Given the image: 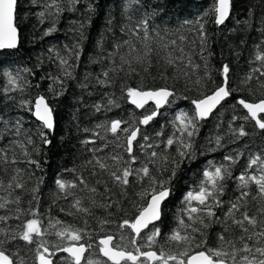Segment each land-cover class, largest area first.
Returning <instances> with one entry per match:
<instances>
[{"label": "trees", "instance_id": "16d2710c", "mask_svg": "<svg viewBox=\"0 0 264 264\" xmlns=\"http://www.w3.org/2000/svg\"><path fill=\"white\" fill-rule=\"evenodd\" d=\"M214 3L215 0H18L15 14L18 45L0 50V154L7 152L9 161L0 162L3 181L0 198L9 201L6 208L0 209V215L9 217L6 222L0 221V229H4L0 239L10 238L20 230L19 226L33 218L29 209L37 212L46 233L53 234L37 238L32 245L19 239L5 243L3 247L10 255L18 253L17 264L20 257L25 264H37L35 249L41 239L47 241L50 250L55 243H65L54 233L68 225L85 229L81 242L93 244L87 255L105 260L99 254L98 240L105 234L118 237L121 231L118 224L123 219H132L138 206L145 203L140 193L149 187V180L136 170L148 166L158 179L171 178L173 165L164 164L163 157L181 159L177 154L181 147L177 131L180 125L175 117L181 112L194 115L191 101L223 84L224 65L229 67L228 86L233 89L232 95L207 119L198 121L192 155L183 159L171 178V194L162 205V219L156 226L167 237L183 214L186 194L198 191L205 170L212 171L221 165L228 168L231 176L223 181L225 189L220 197L223 204L214 208L216 216L223 220L241 191H248L250 195L240 201L242 206L235 216L241 218V212L247 211L258 221H264L259 211L264 208V198L257 186L250 182L248 188L238 189L241 174L257 177L264 174L259 163L248 167L256 156L264 160V130L256 127L254 121L245 120L247 112L238 104L241 98L248 102L264 98V75H261L264 64L256 60L257 54H264V0H232L230 15L221 25L214 22ZM142 19L148 21V43L153 50L145 63L139 64L132 60L137 53L130 52V45H135L141 55L145 49L129 30ZM197 21L203 24V43ZM173 40L175 45L171 43ZM121 57L132 60L136 71L131 72ZM169 58L174 60L171 65ZM61 59L67 64H61ZM105 71L109 73L107 78L103 76ZM6 72L15 78L14 84L9 83ZM98 80L107 83L100 84ZM165 85L176 96L169 98L170 103L148 125L139 124V119L154 107L148 104L136 110L128 101L127 88L148 90ZM40 96L53 110L52 130L44 128L32 115L35 100ZM109 100L115 103L110 104ZM113 120L127 121L121 124L122 129L140 128L133 145L135 163L130 162L126 152L128 133L113 134L108 130ZM241 128L246 135L239 134ZM144 135L150 139L143 140ZM44 137L49 143H44ZM170 137L175 143L168 147L166 140ZM149 144L152 147H147ZM25 149L29 156L23 154ZM152 151L158 153L157 157L150 156ZM112 156L123 159L113 161ZM226 156H232L235 162L225 160ZM13 158L15 164L11 163ZM29 159L38 161L39 167L29 164ZM97 160L105 163L107 170L101 169ZM123 167L134 172L127 186L116 184L110 176L111 171ZM17 169L25 187L9 189L7 185ZM58 179L76 183L77 187L61 192L56 184ZM80 179L87 187L79 183ZM36 186L39 192L33 194L31 189ZM92 187L97 189L95 193L90 191ZM17 196L19 205L12 203ZM77 199L81 207L88 209L87 213L73 207ZM17 207L23 211L17 213ZM56 220L63 223L49 227V222ZM103 220L111 223L102 226ZM228 225L227 235L236 240L240 229L230 220ZM222 227L213 223L204 230L210 246H216ZM124 231L131 234L130 229ZM166 247L180 250L171 244ZM65 256L57 252L54 264H66Z\"/></svg>", "mask_w": 264, "mask_h": 264}, {"label": "snow or ice", "instance_id": "6c2138e0", "mask_svg": "<svg viewBox=\"0 0 264 264\" xmlns=\"http://www.w3.org/2000/svg\"><path fill=\"white\" fill-rule=\"evenodd\" d=\"M17 2L18 0H0V49H14L17 47L18 28L15 15ZM231 3L232 0H215L212 11L215 17L214 22L217 25L223 24L229 17ZM197 23H200V21H197ZM141 30L143 31L142 36L140 35ZM129 31H131L133 36L142 41L143 48L145 49L141 55L135 45H130V52L137 53L132 60H135L136 63L144 64L153 50L148 43L150 40L148 21L142 19L134 29H130ZM200 33L202 37L201 42L203 43L204 33L202 23H200ZM181 39L183 40L184 37H181ZM124 43L129 44V41H124ZM171 43L175 45L176 41L173 40ZM119 47L120 45H117V49ZM180 51L183 52V49H180ZM121 60L129 66L131 72L136 71L132 67V60L124 59V57H121ZM256 60L264 64V54H257ZM60 63L67 64V61L61 59ZM168 63L171 65L174 63V60L169 58ZM148 64L150 66V61H148ZM196 67H199V65ZM145 71H147V68H145ZM256 71L260 70L257 69ZM222 73L224 75L223 84L217 86L210 94H201V98L191 101L195 106L194 115L189 116L187 113L181 112L175 117V121H178L180 125L177 131L180 133L181 147L177 150V154L181 159L176 160L173 158L169 160L167 156L163 157L164 164L171 163L173 165L171 178L175 177L176 171L180 163L183 162V159L190 158L192 155V138L199 130L198 121L206 119L222 101L232 95L233 89L228 86V65L223 66ZM66 74L70 75V73ZM5 75L9 76L10 84L15 83V78L12 77L11 73L6 72ZM108 75L107 71L103 72L104 77L107 78ZM261 75H264V72H261ZM98 82L100 84L107 83L106 80H98ZM196 83L199 84L200 81L197 80ZM175 96V91L170 90L167 85L148 90L139 87L127 88V97L136 108L143 109L150 101L155 105L153 110L146 112L139 119L138 123L141 125H148L159 114V110L170 103L169 98ZM109 103L114 104L115 102L109 100ZM238 104L247 110V115L244 119L254 121L256 127L264 130V116H262L264 114V98L259 99L257 102H248L241 98L238 100ZM97 110H99V106ZM33 114L42 122L44 128H53V110L43 96L36 99ZM122 123H127V121L113 120L110 122L108 130L113 134H116L118 131L128 133L126 137V152L130 157V162L135 163L137 158L133 155V145L140 133V128L135 127L131 130L129 128L122 129ZM239 134L244 136L247 133L241 128ZM41 135L42 137L44 136L43 133ZM157 135H162V133H157ZM149 139V136H143V140L148 141ZM219 142V137H217L216 143L219 144ZM29 143H31V140H29ZM44 143H49L46 137H44ZM85 143H88V141H85ZM174 143L175 141L171 137L166 140V146L168 147ZM141 147L143 148L145 145H141ZM147 147H152V145L149 144ZM23 154L29 156L26 149ZM157 155L156 151L150 153V156L153 158L157 157ZM111 159L118 162L123 158L112 156ZM224 159L235 162L232 156H226ZM0 162H9L7 152L0 154ZM16 162L15 158L11 160L13 164ZM27 162L39 167L38 161L29 159ZM96 163L101 169L107 170L108 166L105 163L99 160ZM258 163L261 172L264 173V160L260 156L252 158L248 167H252ZM16 173V175L11 177V181L7 185L9 189H13V187L23 189L25 187L20 176V170L17 169ZM136 173H142L143 177H147L149 180V187L140 193L141 199L145 200V203L138 206V212L132 219H123L118 224V228L121 230L118 237L113 234H105L99 239L98 251L105 260L93 259L87 255L89 250L93 248V244L81 242L84 240L86 234L85 229L68 225L55 231L54 235L58 240L65 243L53 244V250H50L47 246V241L40 240L35 249L37 264H54L53 257H55L57 252L67 254L63 257L66 264H264V221H258L255 216H250L247 211L241 212V218L235 216V213L241 209L242 205L240 201H243L250 193L248 191H241V195L237 197V202L230 204L223 220L217 217L214 211V208L221 207L223 204V201L220 199L225 189L223 181L231 176L227 167L221 165L215 167L212 171L205 170L203 172L204 179L201 181L198 191H189L186 194V206L182 210L183 214L177 218V227L167 237L162 235L161 229L156 226V222L161 221L162 205L171 194L169 187L171 178L168 180L158 179L151 174L148 166L137 169ZM133 174L134 172L130 167H123L110 172L113 181L121 186H127L129 184V177L133 176ZM238 179L240 181L238 189H246L249 187L250 182L254 183L258 188L260 197L264 198V174L257 177L256 175L249 176L245 173L241 174ZM79 183L87 187L83 179H80ZM56 184L61 192H66L68 188L77 187L76 183L65 182L59 179L56 180ZM0 187H3V181H0ZM31 191L33 194L38 193L39 187H33ZM90 191L95 193L97 189L92 187ZM9 195H11V192H9ZM36 199L37 197L33 195V200ZM0 200H3V198H0ZM193 202H195V205ZM8 203L9 201L7 200L0 202V209L6 208ZM12 203L19 205L20 197L17 196ZM73 207L77 211L88 212L87 208L81 207L79 199L75 201ZM61 210L63 211V209ZM22 211L19 207L16 208L17 213H21ZM259 211L264 216V208ZM29 214L33 218L28 219L22 226H19V231L11 235L10 238L6 236L5 239H0V264H17L16 257L18 253L10 255L3 247L5 243L19 239L28 245H32L37 243V238H42L46 234H53L46 233L42 221L38 218L35 210L29 209ZM68 214L71 215L72 213ZM16 218L19 219V215ZM8 219V216L0 215V221L6 222ZM229 220L232 225L240 229L241 234L236 240L227 235L230 230L228 225ZM62 223L59 220H56L54 223L50 221L49 227L55 228L56 225ZM109 223L111 221H101L102 226ZM213 223H220L223 226L222 231L217 233L216 246L208 244L207 235L204 231L210 228ZM257 227L260 228L259 231L256 230ZM126 229L131 230L130 235L125 234L124 230ZM3 232L4 229H0V233ZM141 240L144 243H140ZM237 240L239 241V246ZM248 241H252L253 243L249 244ZM170 244L179 247L180 250L174 251L171 247H166V245ZM19 264H25L23 257L19 258Z\"/></svg>", "mask_w": 264, "mask_h": 264}, {"label": "water", "instance_id": "95a60500", "mask_svg": "<svg viewBox=\"0 0 264 264\" xmlns=\"http://www.w3.org/2000/svg\"><path fill=\"white\" fill-rule=\"evenodd\" d=\"M17 39H18V41H19V38H17ZM17 45H18V43H17ZM0 50H3V49H0ZM35 101H36V100H35ZM46 102H47V101H46ZM129 103H130V105L133 106L136 110H138V111L142 110L141 108H136V106L133 105V104L130 102V100H129ZM149 103H151V104L154 105V103L151 102V101H150ZM149 103H148V104H149ZM148 104H147V105H148ZM218 106H219V105H218ZM218 106H217V107H218ZM154 107H155V105H154ZM217 107H216V108H217ZM194 110H195V106H194ZM214 110H215V109H214ZM214 110H213V111H214ZM34 111H35V103H34V105H33L32 115H33V117H34L38 122H40V123L42 124V122L39 121V120L35 117V115L33 114ZM245 111L247 112L246 109H245ZM210 115H211V114H210ZM210 115H209V116H210ZM262 115H264V114H262ZM209 116H208V117H209ZM208 117H207V118H208ZM207 118H206V119H207ZM46 129H47V128H46ZM52 129H53V128H52ZM52 129H49V130H52ZM98 241H99V240H98ZM65 254H66V253H65ZM66 255H67V254H66Z\"/></svg>", "mask_w": 264, "mask_h": 264}]
</instances>
